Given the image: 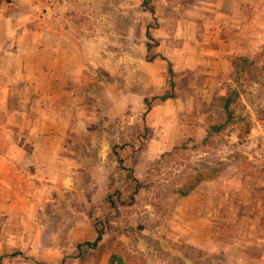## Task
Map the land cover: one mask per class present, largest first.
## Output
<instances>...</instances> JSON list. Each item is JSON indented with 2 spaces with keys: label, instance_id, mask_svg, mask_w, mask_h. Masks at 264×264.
Returning <instances> with one entry per match:
<instances>
[{
  "label": "rangeland",
  "instance_id": "rangeland-1",
  "mask_svg": "<svg viewBox=\"0 0 264 264\" xmlns=\"http://www.w3.org/2000/svg\"><path fill=\"white\" fill-rule=\"evenodd\" d=\"M39 2L24 7L30 21L53 10L65 18L63 28L98 42L100 66L82 75L98 96L84 91L82 116L72 123L81 189L43 204L36 222L18 214L23 200L0 195V257L23 252L43 264H60L61 254L71 257L74 242L89 236L91 216L107 207V194L124 188L131 175L144 187L134 205L112 211V231L103 244L138 251L146 264H264V161L256 152L257 142L264 143V53L246 57L253 67L239 84L230 55L215 71V25L202 28L214 17L200 14L199 0L33 6ZM260 10L264 18V0H249L250 19ZM220 37L227 50L230 36ZM121 145L126 170L113 154ZM224 165L220 178L180 197L189 175ZM109 258L102 248L87 264H109ZM3 264L33 263L6 258Z\"/></svg>",
  "mask_w": 264,
  "mask_h": 264
},
{
  "label": "crops",
  "instance_id": "crops-1",
  "mask_svg": "<svg viewBox=\"0 0 264 264\" xmlns=\"http://www.w3.org/2000/svg\"><path fill=\"white\" fill-rule=\"evenodd\" d=\"M54 2L50 7H56ZM199 2L200 14L214 17L213 22L202 20V28L206 31L208 24L215 25L220 60L214 63L215 71L222 70L224 55L233 60L264 49V27H259L264 24L263 13L260 10V16L250 19L249 0ZM32 3L0 0V195L23 200L18 214L24 215L23 221L36 222L43 204H57L81 189L72 123L82 116L84 91L93 96V86L85 84L83 72L89 66L98 69L100 62L98 42L63 28L65 18L53 15V10L42 21H30L23 12ZM222 32L231 38L227 50L220 42ZM94 238L91 227L88 237L74 242L71 257L60 255L61 263L71 258L79 264L73 258L77 243Z\"/></svg>",
  "mask_w": 264,
  "mask_h": 264
},
{
  "label": "trees",
  "instance_id": "trees-1",
  "mask_svg": "<svg viewBox=\"0 0 264 264\" xmlns=\"http://www.w3.org/2000/svg\"><path fill=\"white\" fill-rule=\"evenodd\" d=\"M152 15H154V11H152ZM154 18V17H153ZM148 32V31H147ZM149 33V32H148ZM263 54V49L259 52ZM264 58V57H263ZM253 67L252 60H249L246 57H237L232 62V68L234 73V80L237 84L241 81L245 80L248 74L251 72ZM263 68H264V60H263ZM168 71L170 77L173 78L174 73L173 70L168 64ZM172 89H173V82ZM92 95L97 96L98 91L97 88H91ZM99 90V89H98ZM174 96L170 95L165 98H161L160 101L165 102L167 100L173 99ZM146 129V128H145ZM249 131L247 130V133ZM145 135V134H144ZM146 136V135H145ZM125 145L114 146L113 154L115 155L118 165L121 169L126 170L123 163L124 160L121 156ZM226 169V165H224L222 169H209V170H198L194 174L189 175L186 179V184L179 190L180 197H186L191 192H193L201 183L205 181H214L221 177L222 173ZM144 187V184L140 182L134 176H129L124 179V188L116 189L111 193L107 194L105 197V202L107 203V207L105 209L100 210V214L96 215L97 211H95L91 216V227L95 232V238L92 241L83 240L77 243L76 245V254L73 256L74 259L78 261L79 264H87L90 256L93 252L99 251L104 248L106 254H110L109 264H146L147 259L138 251H126L117 247L112 250V243L106 242L102 244L105 237L110 234L112 231L109 227V222L113 218L112 211L117 207V205L123 207H130L135 204L136 196L139 191ZM6 258L10 259H22L33 264H43L40 263L36 258L30 257L22 252H14L9 255H4L0 257V264H3ZM65 264V260L61 263Z\"/></svg>",
  "mask_w": 264,
  "mask_h": 264
},
{
  "label": "built area",
  "instance_id": "built-area-1",
  "mask_svg": "<svg viewBox=\"0 0 264 264\" xmlns=\"http://www.w3.org/2000/svg\"><path fill=\"white\" fill-rule=\"evenodd\" d=\"M39 2V0H37ZM38 5L37 6H40L41 4H45L47 5L48 7H50V4H51V0H46L44 3L40 2L37 3ZM256 152H257V157L260 161H264V143L262 141L260 142H257V145H256Z\"/></svg>",
  "mask_w": 264,
  "mask_h": 264
}]
</instances>
